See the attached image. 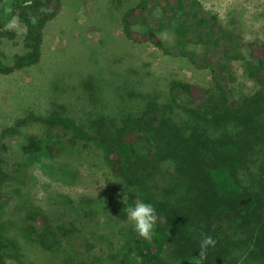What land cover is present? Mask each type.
<instances>
[{
	"label": "rangeland",
	"instance_id": "1",
	"mask_svg": "<svg viewBox=\"0 0 264 264\" xmlns=\"http://www.w3.org/2000/svg\"><path fill=\"white\" fill-rule=\"evenodd\" d=\"M9 1L0 0V10ZM190 1L184 11L197 13L198 20L204 22L197 25L180 11L183 22L191 28L179 46L175 23L171 22L174 14L165 11L166 0H150V22L167 42V54L152 44L127 39L122 17L140 0H63L62 13L45 30L42 63L10 75L0 74V142L6 147L0 150V156L25 168L27 158L20 152L24 132L44 135V128L36 124L4 138L1 134L21 119L44 118L58 82L68 87L80 122L87 126L103 116L121 122L130 114H138L152 100L169 104L174 86L180 81L200 84L215 95L221 93V84L235 107L242 104L245 94L264 90V80L261 84L251 78L254 59L249 49L253 42L264 43V0H196L195 7ZM11 20L6 17L5 29L14 32L15 38H1L2 50L10 62L24 54L26 33L19 20L9 27ZM134 28L145 31L139 23ZM86 74L95 77L90 95L70 94ZM175 107L183 113L182 106ZM189 107L204 108L205 101ZM227 129L234 131L232 125ZM60 149L54 157L45 154L38 158L25 172L9 173L2 184L1 193L8 197L3 218V224L9 221L3 230L8 243L7 263L145 264L127 255L137 234L124 212L129 205L125 183L112 174L106 154L85 149L83 144H78L74 153ZM141 151L146 152L144 147ZM254 152L252 156H258L260 164L263 148L258 146ZM174 170L172 166L169 172L157 176L153 184L156 194L170 205L188 204L184 194L190 188L182 184ZM93 199L96 209L90 212L85 203ZM118 201L122 203L120 208L114 205ZM219 211L210 209L182 219L183 235H209L210 225L235 247V264H260L242 244L245 235L233 234L225 213ZM35 215L46 216L57 225L75 223L80 233L72 230L58 240L61 243L54 252L45 251L21 232L24 221ZM164 257L171 264H189L192 258L183 257L175 241L167 246Z\"/></svg>",
	"mask_w": 264,
	"mask_h": 264
},
{
	"label": "trees",
	"instance_id": "2",
	"mask_svg": "<svg viewBox=\"0 0 264 264\" xmlns=\"http://www.w3.org/2000/svg\"><path fill=\"white\" fill-rule=\"evenodd\" d=\"M188 1L166 0L165 3L166 13L170 11L174 14L171 22L175 23L179 46L191 28L190 24L183 22L180 13ZM173 3H176V7H172ZM190 3L191 7L198 4L196 0ZM152 9L150 0H140L136 6L129 8L122 17L124 33L134 43L152 44L169 54L167 42L150 22ZM62 11L63 0H10L0 10V74L10 75L42 63L45 30ZM184 15L192 17L197 25L204 22L198 20L197 13L189 11ZM6 17H16L26 27L25 52L17 55L12 62L2 50L1 38L14 39L16 35L5 29ZM31 17L36 18L35 25ZM137 23L143 26V33L134 28ZM249 49L254 59L250 69L251 78L263 84L264 43L253 42ZM94 80L92 74L84 75L70 94L75 92L88 97ZM65 85L64 82H58L53 86L54 99L44 118L30 116L21 119L1 134L4 138L8 134L26 131L36 124L44 128V135L24 132L25 139L20 144V152L27 158L25 168L12 165L0 156V264H8V243L3 231L9 223L6 221L7 225L3 224L8 197L1 193V188L9 178V173L25 172L45 154L53 157L58 155L60 148L74 153L78 150V144H83L85 149L106 154L112 174L125 183L128 206H133L137 199L155 206L158 216L155 235L151 241L138 235L133 238L127 253L131 260H140L145 264H171L164 255L167 246L173 241L183 257L198 255L203 237L183 235L181 220L219 208L220 214L225 213V218L232 225L233 234L245 235L242 244L249 252H253L258 263L264 264V154L260 164L258 156H252L258 146L264 151V90L245 94L242 104L235 107L231 105L232 100L221 84H218L221 93L215 95L200 84L180 81L174 86L172 102L169 104L152 100L138 114H130L121 122L103 116L87 126L81 124L75 110L77 105L72 104ZM200 101H205L204 108L189 107ZM175 106H182L183 113ZM229 125H232L233 132L227 129ZM143 147L145 153L141 151ZM5 148L0 142V150ZM172 166L183 180L182 184H188L190 188L184 194L188 204L170 205L156 194L153 184L158 180L157 176L169 172ZM166 176L163 175L164 178ZM96 204L93 199L88 200L85 206H89L90 212H93ZM114 205L120 208L122 203L118 201ZM22 226L24 229L21 232L29 241L38 243L51 253L60 245V238L68 236L72 230L80 233L75 223L57 225L43 215L29 216ZM217 232L209 225V235L216 245L214 248L209 247L206 262L235 264L232 259L236 256L235 247L230 241L228 243L219 237Z\"/></svg>",
	"mask_w": 264,
	"mask_h": 264
},
{
	"label": "clouds",
	"instance_id": "3",
	"mask_svg": "<svg viewBox=\"0 0 264 264\" xmlns=\"http://www.w3.org/2000/svg\"><path fill=\"white\" fill-rule=\"evenodd\" d=\"M8 11L9 13L11 12L10 9ZM30 19L33 25L37 23L35 17H31ZM16 22L17 18L13 17L9 27L15 26ZM126 199L127 196H125ZM124 212L136 234L144 240L151 241L155 235L154 227L158 220L155 206L150 202L137 199L134 205L126 207ZM215 245L216 241L210 235H204L200 241L198 255L193 256L189 260V264H205L209 247L214 248Z\"/></svg>",
	"mask_w": 264,
	"mask_h": 264
}]
</instances>
